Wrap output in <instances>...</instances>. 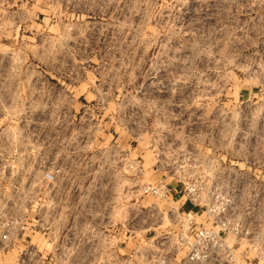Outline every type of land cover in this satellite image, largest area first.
Instances as JSON below:
<instances>
[{
    "label": "rangeland",
    "instance_id": "374dc122",
    "mask_svg": "<svg viewBox=\"0 0 264 264\" xmlns=\"http://www.w3.org/2000/svg\"><path fill=\"white\" fill-rule=\"evenodd\" d=\"M0 231V264H173L185 234L264 264V0H0Z\"/></svg>",
    "mask_w": 264,
    "mask_h": 264
},
{
    "label": "built area",
    "instance_id": "2783aa9c",
    "mask_svg": "<svg viewBox=\"0 0 264 264\" xmlns=\"http://www.w3.org/2000/svg\"><path fill=\"white\" fill-rule=\"evenodd\" d=\"M180 161H186L189 171L191 173H195V171L199 170V162L197 161V159L193 158V157H186L183 159H181ZM57 170H47V171H43L40 175H39V180L37 181L38 187H44V190H47L48 187H53L56 183V177H57ZM189 193H194L193 189H186ZM148 191H150L152 194L157 195L159 197H162L165 195V193L163 192H159L158 190H153L151 188H147L144 192L147 193ZM188 202H192V200L190 198L186 199ZM48 207L46 206V210L44 213H47V215L49 214V209H47ZM46 215V216H47ZM190 213L187 214V216L190 217ZM36 220L35 218H33V224H31L30 230L31 231H35V233H39V225H40V209H38V212L36 214ZM77 225V223H76ZM205 233L203 231H199L196 235V238L198 240L205 238ZM193 237L190 235L185 234L184 236H180L179 238H177V244L186 248L187 252L185 257L182 259V261H176L177 259V255H175L173 257V261L176 263L173 264H201L202 261V255L200 252V249L198 248L199 243L197 242V245L192 243V239ZM9 242L8 236L5 233H2L0 231V244H7ZM201 247V246H200ZM162 264H164V259H162L161 261Z\"/></svg>",
    "mask_w": 264,
    "mask_h": 264
}]
</instances>
